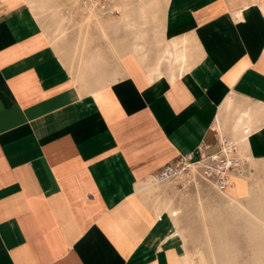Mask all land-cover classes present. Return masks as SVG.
<instances>
[{
	"label": "crops",
	"instance_id": "1",
	"mask_svg": "<svg viewBox=\"0 0 264 264\" xmlns=\"http://www.w3.org/2000/svg\"><path fill=\"white\" fill-rule=\"evenodd\" d=\"M161 22L166 45L185 46L183 69L161 61L157 76L127 52L87 87L29 1L0 0V264H194L143 192L201 144L216 151L215 132L246 159L225 191L245 198L264 166V0H165Z\"/></svg>",
	"mask_w": 264,
	"mask_h": 264
},
{
	"label": "rangeland",
	"instance_id": "2",
	"mask_svg": "<svg viewBox=\"0 0 264 264\" xmlns=\"http://www.w3.org/2000/svg\"><path fill=\"white\" fill-rule=\"evenodd\" d=\"M28 1L51 45L83 86L112 79L127 52L136 66L154 64L149 70L157 76L161 61L162 71L170 68L174 76L184 68L185 46L166 45L163 36L165 0L155 5L152 0H116L118 16L110 14L107 1L100 6L93 0ZM247 179L245 198L237 200L196 176L158 185L152 177L143 199L155 212L173 218L188 241L194 264H264V166L253 168Z\"/></svg>",
	"mask_w": 264,
	"mask_h": 264
},
{
	"label": "built area",
	"instance_id": "3",
	"mask_svg": "<svg viewBox=\"0 0 264 264\" xmlns=\"http://www.w3.org/2000/svg\"><path fill=\"white\" fill-rule=\"evenodd\" d=\"M91 2L92 0H85ZM97 6L105 0H93ZM114 11V10H113ZM117 14L116 11L113 12ZM216 134L217 150L209 152V145L201 144L194 154L180 156L175 162L163 166L154 176V184H162L174 179L196 176L209 183L217 192L224 193L233 178L246 175L245 157L236 141Z\"/></svg>",
	"mask_w": 264,
	"mask_h": 264
},
{
	"label": "bare ground",
	"instance_id": "4",
	"mask_svg": "<svg viewBox=\"0 0 264 264\" xmlns=\"http://www.w3.org/2000/svg\"><path fill=\"white\" fill-rule=\"evenodd\" d=\"M183 51H184V50H183ZM170 54H171V52H170ZM178 57L180 58V60L182 59V57H181V56H178ZM179 58H178V59H179ZM150 72H152V70H150ZM153 183H154V182H153Z\"/></svg>",
	"mask_w": 264,
	"mask_h": 264
}]
</instances>
